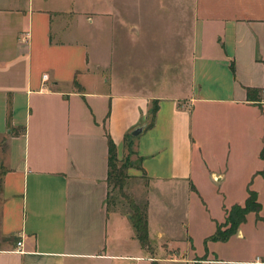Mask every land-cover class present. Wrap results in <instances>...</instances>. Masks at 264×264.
Returning <instances> with one entry per match:
<instances>
[{
    "label": "crops",
    "instance_id": "0c3cea01",
    "mask_svg": "<svg viewBox=\"0 0 264 264\" xmlns=\"http://www.w3.org/2000/svg\"><path fill=\"white\" fill-rule=\"evenodd\" d=\"M161 3L186 44L169 67L181 80L171 94L137 83L130 67L121 77L117 64L92 61L87 28L141 30L112 0H0V264H264V221L253 213L226 241L211 240L226 211L197 224L190 211L182 221L181 210L153 200L160 190L201 196L206 171L226 179L206 169L195 141L212 121L217 133L225 126L253 143L251 177L264 181V0ZM248 88L262 100H249ZM220 109L226 120H209ZM109 139L117 159L125 149L137 156L143 177L127 194L146 206L157 243L149 240L162 255L141 245L130 209L108 201ZM256 229L263 247L254 257L215 253Z\"/></svg>",
    "mask_w": 264,
    "mask_h": 264
},
{
    "label": "rangeland",
    "instance_id": "374dc122",
    "mask_svg": "<svg viewBox=\"0 0 264 264\" xmlns=\"http://www.w3.org/2000/svg\"><path fill=\"white\" fill-rule=\"evenodd\" d=\"M112 1L128 20L140 25L141 30L133 34L127 27L112 26L111 23H104V28H98V30L92 27L87 28L92 61L100 59L104 62L117 64L116 71L121 74V77L125 72L127 73V68L130 67V72L134 74L132 79L137 83H144L152 89L163 90L164 93H175L181 80L174 79L176 70H171L169 67L171 68L172 64L178 60V53L183 49L186 50V44L182 43L174 33L176 31L172 20L174 13L163 8L162 0ZM164 82H166L165 85H163ZM260 97L264 99L263 93ZM223 115L220 109L217 111L216 117L209 120L219 118L226 120V116ZM211 123V127L206 129L205 133L201 129L198 130L195 141L206 155V169L227 171L226 179L222 182H213L206 175V171L205 175L200 176L201 196L197 194L192 199L182 191L173 189L166 192L160 190L153 199L157 209L161 204L160 208L165 207L164 210L167 211H172L174 208L181 210L182 221L187 217L188 211H190V218L197 224H203L212 218L219 219L222 217V211H226L233 204H243L248 190H256L257 200L264 205V181L258 176L251 177V171L256 164V159L251 156L254 149L253 143L242 140L241 133L232 129L228 130L225 126L223 132L219 134L216 132L213 121ZM116 166L120 171V180L116 185H110L108 201L110 205L112 202L118 203L122 209L128 207L129 210V204L124 195L131 198L127 192L133 188L135 177L138 175L143 177V175L141 176V172L138 170L137 156L131 150L123 151ZM130 211L132 212L131 209ZM262 212L264 211L261 206L257 213H248L249 223L247 226L252 221V213L255 216H260ZM256 220L260 219L256 218ZM178 224L180 225L179 219ZM224 229L222 228V230ZM252 231H254L251 235L252 239L247 241L232 239L224 244L215 245V249H217L215 253L225 257H236V255L254 257L261 251L263 245L260 229ZM149 239L157 240L151 233H148ZM149 244L150 247L147 250L151 254L162 255L159 251L154 252L155 245L151 244L150 240ZM192 244L197 252L201 253L204 250L205 245L194 242ZM189 245H183L182 248L185 249ZM125 264H152V262L142 259L128 261ZM157 264L174 263L158 261Z\"/></svg>",
    "mask_w": 264,
    "mask_h": 264
},
{
    "label": "trees",
    "instance_id": "16d2710c",
    "mask_svg": "<svg viewBox=\"0 0 264 264\" xmlns=\"http://www.w3.org/2000/svg\"><path fill=\"white\" fill-rule=\"evenodd\" d=\"M249 100L257 103L260 101L256 98L260 90L255 88H248ZM254 93V95L252 94ZM154 111V110H153ZM154 113V112H153ZM264 115V111H263ZM130 145V143L128 142ZM260 158L264 161V145L260 150ZM117 155L115 152V147L111 139L108 141V183L117 184L120 180V171L116 166ZM264 175V167L259 172ZM127 198L129 208L132 210L130 213V220L135 229L136 236L140 241L141 245L149 249L150 244L148 240V229H147V213L146 206L137 205L131 198L124 195ZM261 209V203L257 200V193L253 190H248V195L243 204H233L229 209L226 210L225 221L219 224L216 228L214 234L210 237L211 240L226 241L230 236L235 234L241 223L246 221L247 214L250 212H258ZM257 219L263 220L264 217L256 216ZM228 225V226H227ZM222 228H225L222 230ZM152 264H157V261L153 260Z\"/></svg>",
    "mask_w": 264,
    "mask_h": 264
},
{
    "label": "water",
    "instance_id": "95a60500",
    "mask_svg": "<svg viewBox=\"0 0 264 264\" xmlns=\"http://www.w3.org/2000/svg\"><path fill=\"white\" fill-rule=\"evenodd\" d=\"M141 130H142V127L139 126V127H137L135 130H133L131 132V135L136 136V135H138L141 132Z\"/></svg>",
    "mask_w": 264,
    "mask_h": 264
},
{
    "label": "built area",
    "instance_id": "2783aa9c",
    "mask_svg": "<svg viewBox=\"0 0 264 264\" xmlns=\"http://www.w3.org/2000/svg\"><path fill=\"white\" fill-rule=\"evenodd\" d=\"M43 77L45 78L46 75H44ZM21 245H22V242L18 241L17 244H16V250H20Z\"/></svg>",
    "mask_w": 264,
    "mask_h": 264
}]
</instances>
